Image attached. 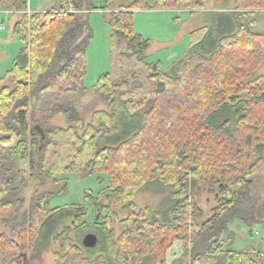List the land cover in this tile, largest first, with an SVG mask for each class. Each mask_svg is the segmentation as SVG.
<instances>
[{
	"label": "trees",
	"instance_id": "16d2710c",
	"mask_svg": "<svg viewBox=\"0 0 264 264\" xmlns=\"http://www.w3.org/2000/svg\"><path fill=\"white\" fill-rule=\"evenodd\" d=\"M114 1L102 5L109 10L110 69L92 89L83 78L95 0H56L58 7L23 12L14 25L23 46L0 78V219L10 224V233L0 234V264L42 239L41 249L60 244L57 264H264V252L224 249L221 239L234 220L264 223V201L251 193L253 176L264 169V69L257 73L264 32L251 29L264 0L206 11L214 21L189 33L188 51L166 70L147 61L150 40L133 29V11L194 12L208 0H133L116 11L110 10ZM26 6V0H0V10ZM98 102L107 108H94ZM82 110L92 111L86 123ZM55 114L67 124H51ZM12 136L16 142L4 148ZM16 156L28 158L30 180L58 181L55 176L74 172L106 176L99 193L105 203L89 194L100 226L95 247L83 246L70 227L60 230L73 217L76 230L83 228L87 209L50 207L52 191L35 194L27 211L13 212L21 201L12 198ZM152 182L168 188V203L136 210L133 197ZM196 191L217 197L205 220ZM118 209L127 211L124 218H117ZM115 222L121 232L111 251ZM175 240L182 252L168 263Z\"/></svg>",
	"mask_w": 264,
	"mask_h": 264
},
{
	"label": "rangeland",
	"instance_id": "374dc122",
	"mask_svg": "<svg viewBox=\"0 0 264 264\" xmlns=\"http://www.w3.org/2000/svg\"><path fill=\"white\" fill-rule=\"evenodd\" d=\"M26 1L29 4L32 3L31 7L33 8L37 6V9L43 8L46 10L50 7H58L56 0H39V2L38 0H31L32 2L30 0ZM132 1L115 0L110 6V10L116 11L121 9ZM103 3L104 0H95L97 8L88 14L89 25L92 29V38L86 48V73L83 78V83L89 89H92L96 85L98 77L101 74L110 69V35L107 23L109 10L102 8ZM204 9L208 11L213 9L212 11L216 12L236 10L235 0H208L205 8L200 10ZM239 11H242V9H239ZM21 15V13H12L6 11V9L0 10V78L12 67L14 58L23 46L20 35L13 32L14 25L21 18ZM262 17V14L256 17V23L251 27L254 32H264V19ZM214 19L215 16L213 13H206L199 10L190 13L176 8L136 9L133 13V29L150 40V45L146 50L147 61H159L161 68L166 70L173 62L183 57L188 51L190 45L188 32L206 25L214 21ZM263 69L264 65L258 69L257 73L262 72ZM6 83H8V80H4L1 85ZM87 98L88 93L82 96L80 101H85ZM94 108L106 109L107 105L104 102H98ZM91 112V110H82L84 123L89 121ZM50 123L61 126L67 124L64 116L61 114H55ZM15 142V136H12L11 140L3 143L2 146L4 148L10 147ZM14 168L20 173L15 182L17 189L12 195V198L21 199L18 208L13 210L15 214L27 211L35 194L52 191L56 194L49 200L50 207L80 205L84 209H87V213L82 219V222H85L83 228L76 230L75 227L78 224H74L73 217L66 219L60 230L64 226H67L71 229L70 235L74 236L78 232L82 237L88 232L95 234L100 232V226L95 220L96 212L93 199L106 186V176L104 174L74 172L65 176H55V179L58 181H54L52 177L47 178L44 176L42 178L36 176V178L30 180L28 158L19 156L15 157ZM65 182L67 183L66 189L58 193L57 191ZM251 193L264 201V169L253 176ZM89 194L94 198H90ZM192 195L202 210L200 220L209 218L212 215V209L217 203L216 195L213 192L207 191L192 192ZM168 197H170L168 188L152 182V184L140 188L133 197V201L136 210H140L145 207L156 208L158 205L168 203ZM97 200L105 203L104 198L100 195L97 197ZM116 214L118 219H122L126 216L127 211L125 209H118ZM111 228L113 234L109 235L107 243L109 244V249L112 251L114 248L112 241L117 238L121 229L116 222ZM229 230L230 233H224L221 236V239L226 243L224 249L229 248L234 251H241L253 247L255 251L264 252V223L247 226L239 220H234L229 225ZM1 233H10V224L3 219H0ZM43 242L44 240L42 239L38 247H26L9 264H57L55 252L61 249L60 244L53 242L50 243L48 248L41 249V243Z\"/></svg>",
	"mask_w": 264,
	"mask_h": 264
},
{
	"label": "crops",
	"instance_id": "0c3cea01",
	"mask_svg": "<svg viewBox=\"0 0 264 264\" xmlns=\"http://www.w3.org/2000/svg\"><path fill=\"white\" fill-rule=\"evenodd\" d=\"M31 1V0H30ZM32 2V1H31ZM38 2H39V0H38ZM35 3V2H34ZM31 4L32 3H30L29 4V2L27 3V6H26V9L25 10H22V11H13V10H7L6 9V11H9V12H12V13H23V12H26V13H30V12H38V11H47V10H49L50 8H52V7H50V8H48V9H46V10H44L43 8L41 9V8H38L37 9V6L36 7H31ZM36 4V3H35ZM136 10V9H135ZM135 10L133 11V13L135 12ZM138 10H142L141 8H138ZM180 10V9H179ZM181 10H184V11H187V12H190V13H193V12H191L189 9H181ZM213 10V9H212ZM211 10V11H212ZM199 11H203V12H206V11H208L207 9H204V10H199ZM196 12V11H195ZM259 12L262 14V18L264 19V9H261V10H259ZM259 18H261V17H259ZM199 28V27H198ZM196 29V28H195ZM193 30V29H192ZM192 30H190L189 32H188V34L192 31ZM190 41V40H189ZM189 44H190V42H189ZM189 47H190V45H189ZM174 63V62H173ZM172 63V64H173ZM232 250V249H231ZM181 252H182V242L180 241V240H175V242L173 243V245L170 247V249L168 250V252H167V254H166V261L169 263V262H171L173 259H175V258H177L180 254H181Z\"/></svg>",
	"mask_w": 264,
	"mask_h": 264
},
{
	"label": "water",
	"instance_id": "95a60500",
	"mask_svg": "<svg viewBox=\"0 0 264 264\" xmlns=\"http://www.w3.org/2000/svg\"><path fill=\"white\" fill-rule=\"evenodd\" d=\"M36 129L39 130L40 134H41V137H40V141L42 142L43 138H44V133L41 129H39L37 126H36ZM41 148V145L40 147ZM97 241H98V237L95 233L93 232H88L86 233L83 237H82V244L83 246L87 247V248H93L95 247V245L97 244Z\"/></svg>",
	"mask_w": 264,
	"mask_h": 264
}]
</instances>
